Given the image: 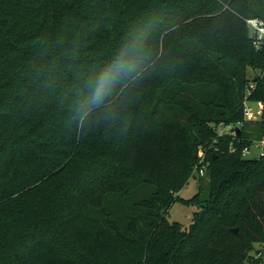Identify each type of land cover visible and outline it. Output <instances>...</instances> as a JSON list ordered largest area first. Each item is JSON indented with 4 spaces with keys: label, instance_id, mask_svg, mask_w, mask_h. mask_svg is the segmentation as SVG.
Here are the masks:
<instances>
[{
    "label": "trees",
    "instance_id": "1",
    "mask_svg": "<svg viewBox=\"0 0 264 264\" xmlns=\"http://www.w3.org/2000/svg\"><path fill=\"white\" fill-rule=\"evenodd\" d=\"M252 17L264 0H0V264H242L264 242V157L242 156L264 135ZM136 36L150 70L78 126L85 80ZM246 100L261 119L218 136Z\"/></svg>",
    "mask_w": 264,
    "mask_h": 264
},
{
    "label": "clouds",
    "instance_id": "2",
    "mask_svg": "<svg viewBox=\"0 0 264 264\" xmlns=\"http://www.w3.org/2000/svg\"><path fill=\"white\" fill-rule=\"evenodd\" d=\"M149 49L145 40L128 39L108 62L87 78L74 118L82 127L95 116L105 120L117 117L129 85L138 82L150 70Z\"/></svg>",
    "mask_w": 264,
    "mask_h": 264
},
{
    "label": "built area",
    "instance_id": "3",
    "mask_svg": "<svg viewBox=\"0 0 264 264\" xmlns=\"http://www.w3.org/2000/svg\"><path fill=\"white\" fill-rule=\"evenodd\" d=\"M247 26L250 30V37L252 38L253 44L257 49H264V20L256 17L247 18L246 19ZM256 103L257 107L253 109L249 104ZM244 121H239L236 124H213V129L218 133V136L231 135L233 138L239 137L237 133V129L244 127L246 121H257L261 119L263 114V105L261 102H250L249 100L245 101L244 106ZM253 144L257 147V157H264V135L260 140H255L250 146H246L243 148L242 156L249 157L250 152L253 149ZM212 147H210L211 149ZM237 146L235 144H231L230 150L235 151ZM200 162L205 161L206 151L201 148L199 151ZM198 173L203 175L206 173V164L202 165L201 168L197 169Z\"/></svg>",
    "mask_w": 264,
    "mask_h": 264
},
{
    "label": "rangeland",
    "instance_id": "4",
    "mask_svg": "<svg viewBox=\"0 0 264 264\" xmlns=\"http://www.w3.org/2000/svg\"><path fill=\"white\" fill-rule=\"evenodd\" d=\"M249 105L253 109L257 107L256 103H250ZM252 147L253 149L250 152V156H249L250 158L258 156L256 145L253 144ZM204 181H209V178L206 177ZM199 182H200L199 180H196L193 177L190 178L188 184L178 194L186 199L191 198L196 192L199 191V187H198ZM195 211H196L195 206L185 205L181 202H176L170 210L169 219L179 221L184 226L189 227L194 222L193 220H194ZM242 264H264V242H255L251 244V248L248 252H246V259L245 261H243Z\"/></svg>",
    "mask_w": 264,
    "mask_h": 264
},
{
    "label": "water",
    "instance_id": "5",
    "mask_svg": "<svg viewBox=\"0 0 264 264\" xmlns=\"http://www.w3.org/2000/svg\"><path fill=\"white\" fill-rule=\"evenodd\" d=\"M237 133L241 134V129L240 128L237 129ZM235 231H237V229H235Z\"/></svg>",
    "mask_w": 264,
    "mask_h": 264
}]
</instances>
